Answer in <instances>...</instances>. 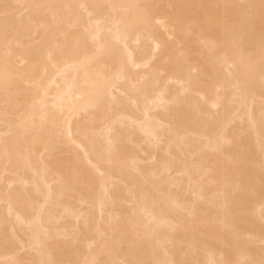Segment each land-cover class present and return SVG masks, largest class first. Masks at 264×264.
Segmentation results:
<instances>
[{
    "label": "bare ground",
    "instance_id": "6f19581e",
    "mask_svg": "<svg viewBox=\"0 0 264 264\" xmlns=\"http://www.w3.org/2000/svg\"><path fill=\"white\" fill-rule=\"evenodd\" d=\"M1 204L0 264H264V0H0Z\"/></svg>",
    "mask_w": 264,
    "mask_h": 264
},
{
    "label": "rangeland",
    "instance_id": "374dc122",
    "mask_svg": "<svg viewBox=\"0 0 264 264\" xmlns=\"http://www.w3.org/2000/svg\"><path fill=\"white\" fill-rule=\"evenodd\" d=\"M23 13H24V12H23ZM21 14H22V13H21ZM35 42H37V43H36L37 45L39 44L38 41H35ZM36 44H34V45H36ZM16 46H17V45H16ZM18 46H19V45H18ZM21 46H22V45H21ZM21 46H20V47H21ZM16 48H17V47H16ZM14 49H15V48H13V51L17 50V49H15V50H14ZM18 50H19V49H18ZM125 131H126L127 133H126ZM129 134H130V130H128V131H127V130H124V135H125V137H127ZM135 149L138 151L137 148H135ZM66 150H69V152H71L72 154H71V153H66V152H64V154H65V155H64L62 152H60L59 154H57V153L54 154V158H57L58 155H59V156L61 155V157H63V158L66 159V158H67V157H66L67 155H71V156H72V155H75V154L73 153V152H74L73 149H72L71 151H70V149H66ZM66 150H65V151H66ZM72 151H73V152H72ZM61 153L63 154V156H62ZM75 153H76V152H75ZM66 154H67V155H66ZM64 156H65V157H64ZM71 156H70V157H71ZM68 157H69V156H68ZM72 158H73V157H72ZM57 159H58V158H57ZM68 159H69V158H68ZM8 189H9V188H8ZM4 204H6V203H4ZM2 206H3V208H2ZM79 207H81V206H79ZM1 208H2V210H1ZM7 208H8V205H7ZM3 209H5L6 213H5V211H4ZM79 210H83V207L79 208ZM1 211H2V212H1ZM0 213H1V215L4 213L3 216H5V214H6V216H8V215H7L6 206L3 205V204L0 205ZM68 220H69L70 222H72V223H70ZM92 220H93V219H92ZM96 220H97V216H96ZM96 220L94 219L95 222H96ZM67 222H69L70 224H69V225H65V223H67ZM74 222H75V224H74ZM59 224L63 225V226L58 225V227L61 226V227H59V228H62V229H63V227H64V228H66V230H67V229H68V230H71L73 227H74L73 229H75V228H76L75 225H76L77 228L75 229V232L78 233V234H80L79 232L82 231V228H81L80 226H78V225H80V224L76 223V221H75L74 219L71 220L70 218H69V219L67 218V221L62 220ZM73 224H74V225H73ZM81 225H82V224H81ZM66 226H67V227H66ZM71 226H72V227H71ZM83 226H84V225H83ZM69 227H70L71 229H70ZM78 227H79L81 230H79ZM9 229H10V230H9ZM9 229H8V230H9L10 232H7L8 230H5V232H4V233L7 235V236H6L7 238H9V235H10V237H11V236H14V233L17 234V235L15 234V236H16V237L14 236L15 238L12 237V238H13V239H12V242L10 241L11 244H10L9 241H8L9 245H11V246H13V247L17 244V242H16V241H17V240H16L17 238H18V241H19L20 239H21V240H24V239L26 240V238L29 237V235L27 236L26 233H24V234L21 233V234H20V230L17 229V228L14 229V230H15V231H19V233H18V232H15L14 230H13V232H11V231H12L11 228H9ZM77 229H78L79 231H78ZM83 230H84V231H82L81 233H84V232H85V226H84ZM86 230H87V229H86ZM22 231H23V230H22ZM22 231H21V232H22ZM25 232H27V231H25ZM86 232H87V231H86ZM86 232H85L84 234H87ZM8 233H10V234H8ZM29 233H30V231H29ZM29 233H28V234H29ZM19 235H20V236H19ZM19 237H21V238L19 239ZM24 237H25V238H24ZM10 239H11V238H10ZM14 239H15L16 241H14ZM70 239H71V238H70ZM68 240H69V239H67V241H68ZM71 240H72V239H71ZM13 242H14V243H13ZM15 242H16V244H15ZM26 242H27V240H26ZM69 242H71V241L69 240ZM19 245L22 246L21 244H19ZM19 245H17V249H18V251H17L16 249H15V250H16L18 253H21L20 255H23V257H25V256H26V257H27V256L30 257V256H31V258L33 259V262H36V259L39 258V257H36L37 252H31V253H29V251H28V255H27V253H26V252H27L26 249L23 248V247L18 248ZM5 246L7 247V244H5ZM11 246H8V247H11ZM20 246H19V247H20ZM15 247H16V246H15ZM11 248H12V247H11ZM20 249H21V250H20ZM22 249H23V250H22ZM19 250H20V251H19ZM25 251H26V252H25ZM32 254H33L34 256H33ZM24 255H25V256H24ZM32 256H33V257H32ZM37 256H39V255H37ZM26 257H25V258H26ZM29 257H27L26 259H28ZM29 259H30V258H29ZM29 259H28V262L31 261V259H30V260H29ZM34 259H35V260H34ZM37 260H38V259H37ZM26 261H27V260H26ZM38 261H39V260H38ZM29 263H30V262H29ZM29 263H27V264H29ZM36 263H37V262H36ZM31 264H32V263H31Z\"/></svg>",
    "mask_w": 264,
    "mask_h": 264
}]
</instances>
